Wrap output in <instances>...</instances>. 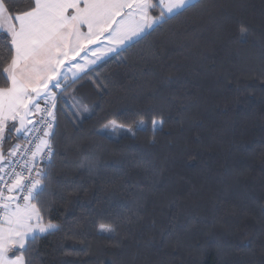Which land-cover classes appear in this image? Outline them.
<instances>
[{"label":"trees","instance_id":"trees-1","mask_svg":"<svg viewBox=\"0 0 264 264\" xmlns=\"http://www.w3.org/2000/svg\"><path fill=\"white\" fill-rule=\"evenodd\" d=\"M239 21L248 25L246 44ZM160 42L163 47H155ZM148 51L160 55L161 63L145 64L141 58ZM96 68L92 79L98 76L106 87L97 90L86 83L88 78L81 82L86 86L77 100L92 116L79 132L61 118L66 136L59 140L52 169L54 189L87 191L71 192L52 209V218L70 231L41 239L35 264H260L264 0H199L138 49ZM153 106L168 121L155 146L148 142L151 133L135 140H118L119 133L110 138L95 134L117 113ZM85 155L96 156L102 166L105 175L98 184H89L77 166ZM151 168L163 169V190L148 198L142 219L133 225L120 221V236L128 238L119 247L106 239L72 235L86 230L85 219L103 208L113 192L131 206ZM173 201L175 212L168 206ZM113 211L137 220L134 209ZM61 247L71 254H61Z\"/></svg>","mask_w":264,"mask_h":264},{"label":"snow or ice","instance_id":"snow-or-ice-1","mask_svg":"<svg viewBox=\"0 0 264 264\" xmlns=\"http://www.w3.org/2000/svg\"><path fill=\"white\" fill-rule=\"evenodd\" d=\"M198 3L199 0H28L21 5L16 0H0V264H35L41 239L70 231L52 218L51 211L71 192L87 189L59 185L54 189L52 169L59 155V140L66 136L61 118L69 119L73 130L79 132L83 122L92 116L77 100L80 89L86 86L81 82L88 78L86 83L103 90V81L98 76L92 79L97 65L138 49ZM238 28L241 43L246 44L248 25L239 21ZM155 47H163V42ZM141 59L155 66L162 57L148 51ZM121 115L123 120L119 119ZM167 124L163 111L154 106L124 110L117 113V118L108 119L95 134L110 138L119 133L118 140H135L142 133H151L148 142L155 146ZM77 166L88 176L89 184H98L105 175L94 155L83 156ZM146 171L151 176L146 185L138 186L141 194L131 206L113 192L104 198L103 208L85 219L86 230L72 235L106 239L119 247L128 238L120 236V221L133 225L142 219L148 198L163 190V169ZM101 191L107 189L101 187ZM168 206L173 212L178 210L175 201ZM116 208L134 209L132 215L137 220L126 213H114ZM260 211V222L264 224V205ZM175 227L178 226L174 230ZM261 247L264 249V230ZM59 251L71 254L63 247ZM82 252L86 253L87 248Z\"/></svg>","mask_w":264,"mask_h":264},{"label":"crops","instance_id":"crops-1","mask_svg":"<svg viewBox=\"0 0 264 264\" xmlns=\"http://www.w3.org/2000/svg\"><path fill=\"white\" fill-rule=\"evenodd\" d=\"M109 58H110V57H109ZM107 59H108V58H107ZM102 62H104V61H102ZM102 62H101V63H102ZM101 63H100V64H101Z\"/></svg>","mask_w":264,"mask_h":264}]
</instances>
